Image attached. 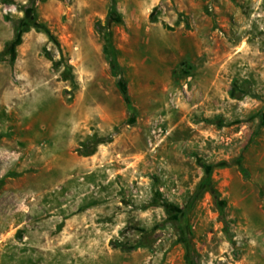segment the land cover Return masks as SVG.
Returning <instances> with one entry per match:
<instances>
[{"label": "rangeland", "instance_id": "374dc122", "mask_svg": "<svg viewBox=\"0 0 264 264\" xmlns=\"http://www.w3.org/2000/svg\"><path fill=\"white\" fill-rule=\"evenodd\" d=\"M29 8L0 0V264H264V0Z\"/></svg>", "mask_w": 264, "mask_h": 264}, {"label": "trees", "instance_id": "16d2710c", "mask_svg": "<svg viewBox=\"0 0 264 264\" xmlns=\"http://www.w3.org/2000/svg\"><path fill=\"white\" fill-rule=\"evenodd\" d=\"M34 4H35V0H30V8H29V10L26 11V16H25V19H24V27L22 28V31H27L31 27H36V25H37L36 22H35L36 21L35 17H34ZM113 8H114V5H113ZM110 63H111V67L114 70H118V65H117L116 58H115V55H114L113 52H112V55H111ZM261 122L264 123V117L263 116L261 117ZM101 141L102 140H97L95 143L98 144ZM206 185L209 187L208 189L211 191V193L213 195H215V192L209 186L208 181L206 182ZM218 209H219V212H220L221 216H223V210H222V207L220 206V204H218ZM185 243H186L187 254H188V257L190 259L191 258V248H190V244H189L188 232H186V231H185Z\"/></svg>", "mask_w": 264, "mask_h": 264}]
</instances>
